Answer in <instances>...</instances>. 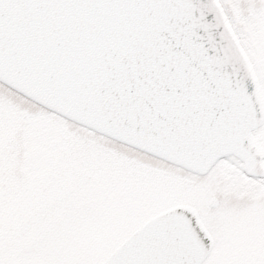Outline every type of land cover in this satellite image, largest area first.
Listing matches in <instances>:
<instances>
[{
    "label": "snow or ice",
    "instance_id": "6c2138e0",
    "mask_svg": "<svg viewBox=\"0 0 264 264\" xmlns=\"http://www.w3.org/2000/svg\"><path fill=\"white\" fill-rule=\"evenodd\" d=\"M0 264H264V0H0Z\"/></svg>",
    "mask_w": 264,
    "mask_h": 264
}]
</instances>
